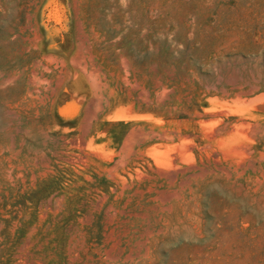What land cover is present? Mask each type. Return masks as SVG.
Here are the masks:
<instances>
[{"label": "rangeland", "instance_id": "1", "mask_svg": "<svg viewBox=\"0 0 264 264\" xmlns=\"http://www.w3.org/2000/svg\"><path fill=\"white\" fill-rule=\"evenodd\" d=\"M0 264H264V0H0Z\"/></svg>", "mask_w": 264, "mask_h": 264}, {"label": "bare ground", "instance_id": "2", "mask_svg": "<svg viewBox=\"0 0 264 264\" xmlns=\"http://www.w3.org/2000/svg\"><path fill=\"white\" fill-rule=\"evenodd\" d=\"M260 109H263L262 107H260ZM244 129V128H243ZM239 131V130H238ZM251 132V131H250ZM262 133V132H261ZM247 137V136H246ZM259 159V158H258ZM260 211V210H259Z\"/></svg>", "mask_w": 264, "mask_h": 264}]
</instances>
